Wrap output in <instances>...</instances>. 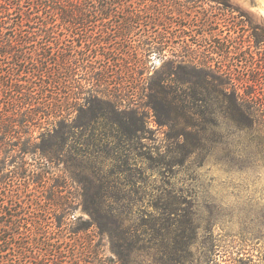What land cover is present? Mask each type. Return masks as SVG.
Listing matches in <instances>:
<instances>
[{
	"label": "rangeland",
	"instance_id": "1",
	"mask_svg": "<svg viewBox=\"0 0 264 264\" xmlns=\"http://www.w3.org/2000/svg\"><path fill=\"white\" fill-rule=\"evenodd\" d=\"M174 1L189 8L167 25L177 54L188 53L182 64L225 74L202 80L164 50L139 71L144 83H63L96 100L64 123L43 195L77 199L63 218L72 228L88 218L84 207L98 208L114 241L134 250L122 262L92 228L74 236L49 227L68 247L77 239L75 251L88 240L94 249L66 264H264V0Z\"/></svg>",
	"mask_w": 264,
	"mask_h": 264
},
{
	"label": "trees",
	"instance_id": "2",
	"mask_svg": "<svg viewBox=\"0 0 264 264\" xmlns=\"http://www.w3.org/2000/svg\"><path fill=\"white\" fill-rule=\"evenodd\" d=\"M169 1L0 0V264H66L69 255H92L89 240L75 251L78 240L64 245L62 233L50 236L52 226L74 236L92 228L116 259L132 256L126 239L115 242L113 230L105 228L101 218L108 215L84 207L88 218L79 217L81 225L72 228L63 218L77 199L43 192L50 191V168L64 152V123L96 100L74 97L81 88L63 83H144L139 71L150 54L164 50H171L178 69L191 65L185 66L188 53L177 54L167 35L172 31L168 26L189 8ZM162 25H168L164 32L159 31ZM186 47V39H180V48ZM203 67L189 69L202 80L225 74ZM218 87L221 93L226 88ZM86 94L96 90L91 87ZM230 100L233 109L243 106L234 96ZM38 191L41 196L31 195Z\"/></svg>",
	"mask_w": 264,
	"mask_h": 264
}]
</instances>
